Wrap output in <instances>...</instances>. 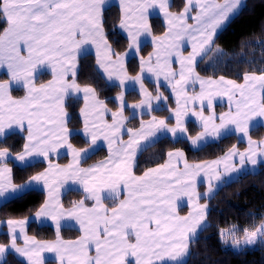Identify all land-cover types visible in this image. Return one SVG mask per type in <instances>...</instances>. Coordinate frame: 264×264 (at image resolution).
Wrapping results in <instances>:
<instances>
[{
    "label": "rangeland",
    "instance_id": "obj_1",
    "mask_svg": "<svg viewBox=\"0 0 264 264\" xmlns=\"http://www.w3.org/2000/svg\"><path fill=\"white\" fill-rule=\"evenodd\" d=\"M244 2L186 0L182 10L174 11L170 8L172 0H4L3 11L9 29L0 38V74H8L9 79L0 82V134L18 131V125L28 119L19 108L13 106L10 110L11 89L30 91L35 87L37 77L48 72L51 81L47 79L43 83L49 81L47 86L59 90L56 104L65 90L75 98L83 99L84 135L80 129L77 131L90 144L72 153L71 163L65 169L75 173L83 158L97 151L99 146H117L113 137L125 133V153L119 158L111 155L110 162L104 165H108L109 172L101 175V180L116 186L169 192L186 198L197 197V188L202 182L207 185L203 195L213 196L225 182L244 172L256 171L264 163V138L259 140L250 135L253 127L264 125V73H249L239 82L224 76L205 77L196 69L218 32L240 11ZM113 3L122 9L119 27L129 39L127 49L120 53H116L110 44L102 24L104 9ZM151 16L162 18L166 26L163 33L153 32ZM18 24L30 27L33 33L22 36L24 31L18 27L12 35L13 27ZM42 24H51L54 34L40 31ZM147 43L151 44L152 50L142 56L141 48ZM89 52L96 55L98 68L106 80L120 87L115 95L119 108L105 112L102 104L94 99L96 91L93 87L82 86L74 78L73 87L69 85L70 77L66 80L67 67L74 66L78 55ZM132 56L140 58V70L136 74L128 70L127 63ZM130 90L140 94L138 101H128ZM169 95L174 106L170 105ZM100 101L108 106L104 100ZM217 105L226 108L217 109ZM128 106L129 114L125 111ZM18 107L22 105L18 104ZM164 107L170 108L172 122L152 115L153 111ZM143 114L152 116L142 120L137 128L127 126L129 117ZM189 122L199 127L193 136L189 132ZM231 133L237 134L247 146L244 149L234 146L220 156L221 172L216 169V161L182 165L185 152L181 149L172 150L164 163L143 174L134 172L139 153L161 137L187 138L193 148H199ZM49 149L56 151L53 144ZM97 169L102 170V165ZM233 169L235 175L226 178L228 170ZM116 200L118 198L106 199L109 203ZM130 200L134 201L126 207L136 211L139 207L137 198ZM164 215L160 213V217ZM58 236H61L60 231H57ZM235 239L231 243L236 248L243 243L256 244L258 240H264V220L242 243H239L242 239Z\"/></svg>",
    "mask_w": 264,
    "mask_h": 264
},
{
    "label": "crops",
    "instance_id": "obj_2",
    "mask_svg": "<svg viewBox=\"0 0 264 264\" xmlns=\"http://www.w3.org/2000/svg\"><path fill=\"white\" fill-rule=\"evenodd\" d=\"M18 27L24 31L22 36L33 33L30 27L18 24L13 27L12 35ZM52 29L51 24H42L39 28L40 31L49 35L54 34ZM6 32L7 30L4 34ZM79 56L77 60L75 59L72 68L67 67L65 74L67 81L70 77L69 85L73 87L75 85L72 79H75L78 71ZM49 81L45 82V85L35 80V87L30 91L25 89L22 96H14L12 89L10 92V110L15 106L28 116L25 123L18 125V131L26 135V145L18 154L0 151V204L31 188L45 191L46 198L31 217L0 222V233L6 231L10 235L9 243L0 244V264L8 252L15 253L27 264L185 263L190 253L192 240L207 224L209 209L207 203L202 200L210 198L203 195L206 183L201 182L198 185L197 197L186 198L169 192L125 185L116 186L104 182L100 176L109 172L108 165L104 166L105 162H110L112 154L119 158L121 153H125L123 147V142L127 139L125 133L122 135L119 133L118 137H113L118 142L117 146H99V149H107V155L104 158L87 165L83 164L85 159L83 158L80 169H76L75 173L65 169L71 163L72 153L78 152L79 149L70 140L74 130L68 124L69 113L66 103L72 95L65 90L59 103L56 104L59 90L56 91L47 86ZM93 95L94 99L102 104L100 106L104 107L105 112L111 110L110 106L100 101L102 99L97 93ZM18 104L22 107H18ZM19 113L22 115V112ZM81 116L83 122L80 130L84 135L85 116L82 113ZM106 117L109 120L111 116L108 114ZM6 134L7 132H4L0 134V137ZM52 144L56 147L55 152L49 149ZM67 149L71 151L67 152ZM63 156H67L64 162L60 161ZM218 158L201 162L216 161V169L221 172L222 165ZM10 160L22 166L45 160L47 167L24 183L15 184L12 180ZM191 163L195 162L188 161L185 155L182 165ZM101 165L103 169H97ZM229 175H235L234 169L228 170L225 177ZM70 190L84 192L85 198L65 206L62 198ZM108 197L118 198V200L109 203L106 201ZM131 198H137L139 207L136 211L126 207L129 202L134 201L130 200ZM156 198L160 200L155 201ZM160 213L165 215L160 217ZM31 221L52 225L58 232L64 226L75 227L80 230V235L74 239L58 236L54 239L41 240L28 233Z\"/></svg>",
    "mask_w": 264,
    "mask_h": 264
},
{
    "label": "trees",
    "instance_id": "obj_3",
    "mask_svg": "<svg viewBox=\"0 0 264 264\" xmlns=\"http://www.w3.org/2000/svg\"><path fill=\"white\" fill-rule=\"evenodd\" d=\"M3 0H0V37L8 29V20L3 11ZM186 4V0H172L170 8L180 11ZM122 9L117 3L106 7L103 11L102 24L105 35L116 53L123 52L129 44L128 37L120 30ZM151 26L155 34L165 31V24L160 16L150 17ZM152 50L147 43L141 48V55L146 56ZM128 70L132 74L140 70L139 56H132L128 60ZM197 72L205 77H228L236 81H243L249 73H264V0H245L240 11L223 27L216 35L210 50L196 65ZM51 75L46 72L36 79L38 83L49 79ZM6 73L0 74V80H8ZM78 84L91 86L98 97L112 109L119 108L115 95L120 87L109 83L101 73L97 65V57L89 52L79 56L78 71L75 77ZM14 96H22L24 88H12ZM129 102L140 99V94L135 90L127 92ZM171 106L175 103L169 95ZM264 105V95L262 98ZM83 99L71 96L67 99L66 107L69 113V126L74 130L70 136L73 145L84 148L90 141L77 130L82 126L81 108ZM226 106L217 105V109ZM126 113H130V107H126ZM167 118L169 122L170 108L164 107L153 111L152 115ZM151 114L129 117L128 127L137 128L144 119ZM189 132L193 136L198 132L193 122L188 123ZM255 139L264 138V125H257L250 131ZM127 136V134H125ZM26 135L24 132L14 131L4 137H0V151L7 150L18 154L24 150ZM237 146L244 149L247 143L235 133L228 134L216 141H211L199 148H193L187 138H171L168 136L157 139L145 147L138 155L134 172L143 174L145 171L164 163L169 153L175 149L185 152L190 162L212 160L224 155L230 148ZM107 155L106 148H100L83 160V164H91ZM67 156L60 158L66 161ZM12 167V180L15 184H21L32 176L45 170L47 162L39 160L27 165H19L9 161ZM46 198L45 191L31 188L25 192L13 196L0 205V221L12 218L31 217L42 206ZM85 198V193L80 190H70L63 195L62 202L70 206L76 201ZM208 205L207 224L192 240L190 253L183 264H264V240L256 244H241L240 248L232 246V241H241L249 236L264 220V163H261L256 171L244 172L237 178L223 184L217 192L206 199ZM28 233L41 239H54L57 236L55 228L49 224H39L31 221ZM60 235L64 239H74L80 235V230L75 227H63ZM8 232L0 233V244L9 243ZM2 264H27L15 253L8 252Z\"/></svg>",
    "mask_w": 264,
    "mask_h": 264
}]
</instances>
